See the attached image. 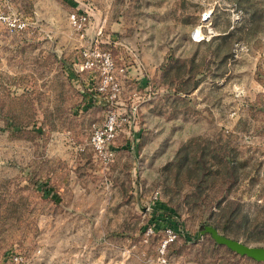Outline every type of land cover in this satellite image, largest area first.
Listing matches in <instances>:
<instances>
[{
    "label": "rangeland",
    "instance_id": "obj_1",
    "mask_svg": "<svg viewBox=\"0 0 264 264\" xmlns=\"http://www.w3.org/2000/svg\"><path fill=\"white\" fill-rule=\"evenodd\" d=\"M0 12L21 24H0V264H264L198 238L236 209L219 231L264 247V0ZM95 50L114 63L112 104L101 62L85 66ZM111 107L122 124L105 164L90 139Z\"/></svg>",
    "mask_w": 264,
    "mask_h": 264
},
{
    "label": "built area",
    "instance_id": "obj_2",
    "mask_svg": "<svg viewBox=\"0 0 264 264\" xmlns=\"http://www.w3.org/2000/svg\"><path fill=\"white\" fill-rule=\"evenodd\" d=\"M88 16L83 13H72L70 15V22L72 25L78 29L82 30L85 28V26L88 23ZM0 24H7L8 26L12 27L11 30H13L14 27L19 26L20 23H17L16 21L11 20V17L8 15H5L4 13L0 12ZM85 56L87 57L85 66L87 68H92L95 65V60L92 58L94 56L96 60H99L101 62V65L103 67V87L101 89H105L107 86H110V96L109 101L113 102L115 100L120 92L121 87L120 83L114 74V63L112 61L111 55L108 52H101V51H94V52H85ZM124 71V70H122ZM132 114H136V111H133ZM121 118L119 116V112H117L112 107L108 110L106 114V118L103 121V123L97 127L94 128L90 143L96 152V154L99 156V158L104 162L105 164H108L114 160L115 157V150L111 146L113 141L115 140L116 136L118 135L119 128L121 127ZM155 198H158V192L155 195ZM173 231L170 230L168 232L170 237H174L172 235ZM12 257L15 261L19 262L23 260V257L20 256L16 252H12Z\"/></svg>",
    "mask_w": 264,
    "mask_h": 264
},
{
    "label": "water",
    "instance_id": "obj_3",
    "mask_svg": "<svg viewBox=\"0 0 264 264\" xmlns=\"http://www.w3.org/2000/svg\"><path fill=\"white\" fill-rule=\"evenodd\" d=\"M204 234H210L218 244L228 247L241 256H247L258 262H264V247L262 246H251L229 237L221 233L214 225H203L199 230L198 238H201Z\"/></svg>",
    "mask_w": 264,
    "mask_h": 264
},
{
    "label": "trees",
    "instance_id": "obj_4",
    "mask_svg": "<svg viewBox=\"0 0 264 264\" xmlns=\"http://www.w3.org/2000/svg\"><path fill=\"white\" fill-rule=\"evenodd\" d=\"M234 168L235 167H234V165L231 162H229V161L227 162L226 161V170L229 173H231L232 175L235 173ZM219 208H222V210L226 212L228 209L231 210L232 207H231L230 204L227 203L223 207H222V205H220ZM227 218L229 220L226 221V223H224V222L221 223V221H220L219 223L214 224V226L217 227V228H220L221 227V229H223L224 231H227V232L229 231V232H232L233 233L234 231H230V229L233 226L232 222L233 223H236L237 222V210L235 209V211L232 210L230 213H228Z\"/></svg>",
    "mask_w": 264,
    "mask_h": 264
},
{
    "label": "bare ground",
    "instance_id": "obj_5",
    "mask_svg": "<svg viewBox=\"0 0 264 264\" xmlns=\"http://www.w3.org/2000/svg\"><path fill=\"white\" fill-rule=\"evenodd\" d=\"M197 31H198V35H197V36L200 37V29H198ZM200 38H201V37H200Z\"/></svg>",
    "mask_w": 264,
    "mask_h": 264
}]
</instances>
